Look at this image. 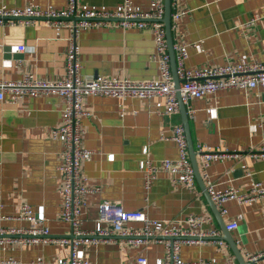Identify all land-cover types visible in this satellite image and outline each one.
Returning <instances> with one entry per match:
<instances>
[{
    "label": "crops",
    "instance_id": "obj_1",
    "mask_svg": "<svg viewBox=\"0 0 264 264\" xmlns=\"http://www.w3.org/2000/svg\"><path fill=\"white\" fill-rule=\"evenodd\" d=\"M119 2L80 0L79 6L115 9ZM2 3L60 9L66 0H0ZM131 8L146 10L149 0H131ZM171 12L177 13L171 17L173 43L187 44L184 66L264 62V0H175ZM250 18L253 22L247 23ZM68 36L65 25L43 19L0 24V80H18L27 72L42 80L60 79ZM76 42L82 74L120 79L160 76L149 26L123 27L110 20L81 28ZM189 103L192 114L187 112V121L194 149L202 145L224 151L206 166L200 154L196 155L205 184L212 183L219 192L235 189L244 193L254 183H264V157L249 150L264 139V88L217 89ZM63 105L62 96L48 91H25L15 98L5 92L0 100V227H28L29 221L18 216L25 203L49 228L50 235L69 233L68 223L61 218V143L50 136V129L63 120ZM82 107L90 114L81 118V145L87 150L81 158V170L87 185L95 188L83 195L79 214L82 228H94L96 218L103 213L100 205L106 201L160 219L154 225L156 233L168 225L162 220L210 214L211 221L204 226L217 228L227 246L210 237L183 242L181 258L190 264H222L226 254H233L197 181L194 187L186 188L160 170L150 186L144 187L141 159L156 164L162 158L177 156L170 134L172 125L182 122L180 111L162 113V95L119 98L88 94ZM221 207L220 220L225 227L230 220L237 222V227L226 230L243 259L247 252L264 251V194L242 202L228 197ZM141 224L129 221L125 226L138 229ZM129 238L112 234L83 242L76 251L89 264H132L137 255H144L147 264L162 259L161 241L133 244ZM69 250L67 245L47 240L30 244L5 240L0 242V264H58L57 259L68 256Z\"/></svg>",
    "mask_w": 264,
    "mask_h": 264
},
{
    "label": "built area",
    "instance_id": "obj_2",
    "mask_svg": "<svg viewBox=\"0 0 264 264\" xmlns=\"http://www.w3.org/2000/svg\"><path fill=\"white\" fill-rule=\"evenodd\" d=\"M80 0H66L63 8L40 9L26 5L22 7L0 4V24L13 23L15 21L24 24L33 23L36 19H43L48 23L63 24L69 31V44L65 54V70L63 76L57 80H42L27 72L18 80H0V100L5 97V92L12 98L25 91L37 94L48 91L62 96L64 100L63 120L59 125L50 129V136L57 138L61 143V161L58 170L61 176L60 193L62 196L61 218L69 225L67 235H50L49 228L41 223V220L33 213L28 204H21L19 217L29 221L28 227H0V242L16 240L22 244L35 243L47 240L61 245L69 246V254L59 257L58 264H89L87 259L78 255L76 248L87 241H95L112 234L130 236L133 244L146 243L150 239L161 241L164 245L162 259L156 264H190L184 261L179 253L180 244L190 243L210 237L212 241L227 246L219 237V230L213 226L204 225L211 221V215L191 213L183 219L162 220L165 226L160 233L154 231V225L160 219L149 216L140 209H125L120 205H112L103 202L100 214L92 229H84L81 226L80 209L83 203V195L94 190L86 183V176L81 170V158L87 152L81 145L83 128L81 118L90 114L82 107V99L88 95H105L119 98L141 97L149 98L153 95L164 97V107L161 110L166 115H172L179 111L180 99L185 105L186 112L192 114L190 99L200 97L217 89L239 87L243 89L261 87L264 88V62L263 61H236L222 64H205L186 67L183 60L187 56V44H174L176 73L179 78L178 87L174 86L170 65V56L167 50L166 33L163 22L164 0H149V8L146 10H134L131 8V0H120L115 9H103L94 7H80ZM175 0H171L173 5ZM176 12H171V17H176ZM110 20L123 27L149 26L152 29L155 43V57L158 62L160 76L154 79H120L106 76H87L80 72V60L78 57L79 46L76 42L81 28L89 25L107 24ZM250 18L247 23L253 22ZM177 146V156L162 158L153 164L150 159H141L139 169L143 173L144 187L148 188L157 171L168 172L172 179L186 188L195 186L196 179L189 158L186 134L182 122L172 125L170 134ZM252 155L264 157V139L256 148L249 149ZM202 157L203 165L224 151L200 145L196 150ZM146 152V147H143ZM210 196L219 211H223L221 202L228 197L238 201H246L251 197L264 194V183L256 182L244 193H238L235 189L223 192L215 191L212 183L206 185ZM129 221H141L138 229L125 226ZM186 223V226L180 224ZM237 227L235 220L226 223L227 229ZM132 237V238H131ZM264 251L247 252L246 264H262ZM132 264H147L144 255H137ZM222 264H239L231 252L226 254Z\"/></svg>",
    "mask_w": 264,
    "mask_h": 264
},
{
    "label": "water",
    "instance_id": "obj_3",
    "mask_svg": "<svg viewBox=\"0 0 264 264\" xmlns=\"http://www.w3.org/2000/svg\"><path fill=\"white\" fill-rule=\"evenodd\" d=\"M164 16H163V22H164V27H165V33H166V43H167V50L170 56V65H171V71H172V75H173V81H174V86L178 87V82H179V78L177 76L176 73V65H175V55H174V47H173V39H172V35H171V0H164ZM177 97H178V101H179V111L181 114V118H182V124L184 126V130H185V134H186V139H187V145H188V151H189V158L192 164V168L194 171V175H195V179L197 181V183L199 184L207 202L208 205L210 207V209L212 210L214 216L216 217V219L218 220L221 229L223 231V236L222 238L225 239L227 241V243L229 244L233 254L235 255L237 261L239 262V264H246L245 259H243L239 248L236 245V242L234 240V238H232V236L230 235V232L228 230H226L225 227V223H223L220 220V213H219V209L217 208V206L215 205V203L213 202L210 193L207 190L206 184L200 174V170L198 167V163H197V158L196 155L198 154V152L194 149L193 146V142L189 133V126H188V121H187V112H186V108L185 105L182 103L181 99H180V94L179 91L177 90Z\"/></svg>",
    "mask_w": 264,
    "mask_h": 264
}]
</instances>
